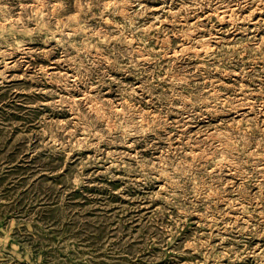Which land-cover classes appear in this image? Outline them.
<instances>
[{"label": "rangeland", "instance_id": "rangeland-1", "mask_svg": "<svg viewBox=\"0 0 264 264\" xmlns=\"http://www.w3.org/2000/svg\"><path fill=\"white\" fill-rule=\"evenodd\" d=\"M0 264H264V0H0Z\"/></svg>", "mask_w": 264, "mask_h": 264}]
</instances>
